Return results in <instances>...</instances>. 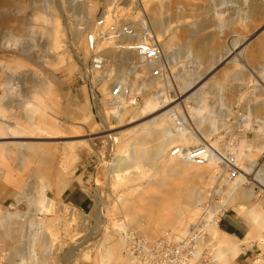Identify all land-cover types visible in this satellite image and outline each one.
<instances>
[{"label": "rangeland", "instance_id": "374dc122", "mask_svg": "<svg viewBox=\"0 0 264 264\" xmlns=\"http://www.w3.org/2000/svg\"><path fill=\"white\" fill-rule=\"evenodd\" d=\"M108 5L103 0H10L7 3L0 0V113L10 117L9 121L18 128L25 126L24 134H14L7 140L48 148L46 157L50 161L45 159L46 162L40 165L41 169L37 168L39 165L35 157H32L33 162L27 168L23 166L20 169L21 164L16 157L1 161L0 166L7 176L0 179V228L19 227V234L23 237L17 242V246L24 252H27L28 247L32 252L37 238L43 236L47 240L44 264H111L113 258L108 249L113 240L123 237V233L131 228L138 230L131 220L134 208H125L123 200L134 199L135 207L140 208V200L151 192L148 182L159 179L163 182L165 179L169 187H172L173 182L177 184L180 181L167 172V166L173 160L170 147L178 142L169 145L156 161H151V165L148 162L142 167H130L123 172L112 171L111 162L117 157L126 156L133 147L132 140L141 137L143 128L140 129L137 124L171 108L173 110L168 117L172 118V112L181 110L186 114L191 128H197L191 109L200 107L202 116H215L219 120L218 130L205 140L216 147L224 137L228 140V132L233 131L235 135L239 130L237 127L243 126V132L238 133L236 141L239 153L245 143L253 140L255 131L264 122V52H255L252 43H249L246 48L235 51L228 63L224 61L213 69H208L210 56L212 59L223 54L225 49L243 43L255 30L257 35L264 34V20L245 19L248 7L242 4V0L123 2L119 14L125 20H138L140 23L144 19L148 24L149 17L158 16L160 36H152L161 45L166 41L164 53L172 62L169 79L149 80L145 90L138 88L146 78L142 77L145 73L143 66H133L132 75L127 73L126 68L130 64L128 61H136L133 55H128L127 63L111 62L116 73L111 79H126L124 82L129 88L127 91H130L129 98L128 93L122 104L117 101L113 106L106 100L111 79L105 84L97 83L98 90L93 91L78 79L81 63L87 58L85 38L80 40L85 49L79 50L71 46L73 30L81 29L84 35L88 33L102 9ZM219 12L222 15L221 23L229 25L222 32L218 29L220 22L216 14ZM37 15L45 21L36 18ZM205 18L210 19V22L198 35L204 40L200 46V43L196 46L189 42L188 37L176 32L181 23L197 24ZM224 19L229 22L223 21ZM46 28L52 32L51 38L55 43L53 50L46 49L47 37L43 33ZM149 34H153L152 31ZM205 36H208L209 41ZM14 37L17 39V47L23 48L25 53L18 52L12 45L11 39ZM253 39L254 37L251 41ZM107 49L116 52L115 55H121V52L111 46L105 51ZM171 51H176L177 54L171 56ZM44 80L52 86L48 93L51 97L41 94L39 101L46 104L47 114L54 112L51 116L57 130L38 121L24 124L21 119L27 106L23 102L32 100L33 91L38 90L34 86ZM186 84H190L189 88ZM157 90L164 91L162 98L157 104L149 106L147 99ZM52 96L56 101L53 102ZM133 97L137 98L131 103L128 99ZM252 106L256 108L253 110ZM228 109L229 112L226 111ZM248 110H251L249 116L246 113ZM242 117L246 119L244 123ZM146 138V146L150 148H154L159 141L151 134ZM69 146L73 148V157L65 161V150ZM252 157L258 162L257 168L247 174L248 182L238 187L224 202L222 193L213 192L217 189L215 185L221 174L216 175L213 181H207L209 177L204 178L209 185L206 189H209L206 193L199 192L198 196L203 198L199 203L193 204L194 213L193 210L185 211L186 222H183L182 227L198 220L205 207V214L215 208L218 219L223 214L238 216L240 219L234 220L240 221L238 224L242 228L241 232H251L254 213L264 214V188L252 180L261 164L259 170H264V151L260 150ZM237 163L241 169L248 162L237 157ZM84 164H88L86 169L92 174L84 184L93 201L92 209L86 212L60 198L62 191L72 182L61 192L57 191L71 176L75 178L82 175ZM160 165L162 166L159 168ZM210 166L214 167L215 164ZM238 175L239 170L235 177ZM222 178L227 181L234 179L228 178L225 173ZM198 186L199 189L202 188V184ZM42 193L48 197L47 206L45 201L40 202ZM219 203L222 204L220 208L217 207ZM136 210L140 216L138 222L145 224L144 211ZM185 227L171 230L163 226L164 229H159L155 237L166 231L181 236L185 233ZM251 235L259 239L252 244L261 246L262 254L257 262L264 264V229ZM223 239L224 237L219 240L208 230L205 264H231L232 261L224 262L219 256L220 242ZM10 252L11 250L1 251L0 264H19L18 257L13 261L7 259ZM120 253L123 257L126 256L124 247ZM33 255L36 256V253L33 252Z\"/></svg>", "mask_w": 264, "mask_h": 264}, {"label": "bare ground", "instance_id": "6f19581e", "mask_svg": "<svg viewBox=\"0 0 264 264\" xmlns=\"http://www.w3.org/2000/svg\"><path fill=\"white\" fill-rule=\"evenodd\" d=\"M4 3H7L10 0H1ZM173 2L177 3L179 0H173ZM242 4L245 5L247 8V14L246 18L247 20H252L253 18H258L264 20V0H242ZM36 13V12H35ZM244 14V13H242ZM182 15V14H181ZM217 19L219 20L220 24L218 25V29L222 32L224 31V28L229 26L228 24H222V15L221 13H217ZM36 18L42 19L41 21H45V19L41 16H36ZM123 18V17H122ZM144 19L141 20V22ZM159 18L157 15H153L152 17H149L148 19V25L149 30L147 32L148 35L152 31V35L160 36L159 32H161L159 26H158ZM226 22H229V20H223ZM140 22V23H141ZM210 22V19H202L197 24L195 23H181L176 28V32L185 38L188 37L189 42H193L196 46H200L204 40L202 38H199L198 35L203 31L208 23ZM48 23V22H47ZM262 23V22H261ZM251 25V24H250ZM139 28L142 26L139 24ZM253 26V25H252ZM264 26V25H262ZM163 29V28H162ZM259 29V28H258ZM257 29V30H258ZM160 30V31H159ZM255 33L251 34L246 41L240 44H235L232 48H227L224 50L223 54H219L215 56L214 58L209 57V66L208 69L211 70L214 67H216L218 64H221L222 62L226 61V63L229 62L230 58L235 54V51L240 50L241 48H246L249 43H252V47L254 48L255 52L261 53L264 52V34L257 35V31H254ZM47 40L45 42L46 49L47 50H53L55 47V43L52 40V32L50 29L46 28L43 32ZM55 34V33H54ZM88 33L84 35V31H81V29H75L73 30V36L71 39V46L75 49L83 50V45L81 44V41L83 37ZM58 36V32L56 34ZM209 35V34H208ZM60 37V36H59ZM203 37V36H201ZM206 37V36H205ZM204 37V38H205ZM208 37V36H207ZM206 37V39H207ZM212 37V36H211ZM252 37L254 39L251 41ZM16 37L12 38V45L16 47L17 51L20 53H25L23 51V48L17 47V39ZM187 40V41H188ZM208 40V39H207ZM85 41V40H84ZM129 40H123V42H127ZM209 41V40H208ZM56 42V41H55ZM166 41L163 42L162 47L163 51L165 52L166 49ZM195 46V47H196ZM109 47L103 46L102 52L103 55L111 61L113 64H118L117 62H126L127 63V57L128 55H132L128 52H121V55H115L116 52H113L110 49H105ZM202 48V47H201ZM85 49V48H84ZM87 52V49H85ZM120 52V51H118ZM33 56V55H32ZM258 56V55H256ZM132 61L134 67H139L141 65H138L136 61ZM128 61V63H131ZM112 64V66H113ZM206 71V70H205ZM208 71V70H207ZM206 71V72H207ZM115 68H110L107 71L106 77H101L96 83L102 82L107 83L113 75H115ZM142 76V75H141ZM137 78V76H136ZM199 78V76H198ZM152 80L149 78H145V80L141 82V85L138 86L140 90H145L148 86V81ZM123 81H126V79H123ZM48 81L40 82L34 87H37L38 90H34L32 94V100H26L23 103H26L25 108V114L21 116L22 122H41L44 125L51 126L53 130H57L56 126H54V120H52V116L54 114H47L45 107L46 104L41 103L40 98L41 94H48L50 89H52V86L48 83ZM190 84H186V87L189 88ZM187 88V89H188ZM184 90V89H183ZM56 91V89H55ZM185 91V90H184ZM52 93V92H51ZM56 93V92H54ZM164 91H154L150 94V96L147 99V104L149 106L157 104L160 99L162 98ZM30 94V93H29ZM26 95V94H25ZM28 95V94H27ZM49 95V94H48ZM43 96V95H42ZM50 96V95H49ZM127 95L122 96L118 99L119 103H123L125 97ZM193 96V94H191ZM47 97V96H46ZM45 97V98H46ZM51 97V96H50ZM53 102L54 96H52ZM48 98V97H47ZM67 101L70 103L71 100L68 98ZM51 102V100H50ZM56 103V102H55ZM167 103V102H166ZM48 104V103H47ZM52 104V102H51ZM50 104V105H51ZM165 104V103H164ZM57 105V104H56ZM223 105V104H222ZM55 106V104H54ZM195 106V105H194ZM164 108V107H163ZM251 108V107H249ZM253 108V106H252ZM251 108V109H252ZM256 107L253 108V110ZM173 109L165 110L154 117L137 124V126L143 128L142 135L140 138L133 139L132 145L133 147L129 150L128 154L124 157H117L111 162L112 164L110 167L112 168V171H115L116 173L123 172L125 169H128L130 167H142L143 165H146V163L150 162L149 165H151V161H156L157 157L166 150V148L173 144L177 143L180 145H198L201 143L206 142V138L211 135L214 131L218 130V122L219 120L211 116L204 117L201 114V108L195 107L192 108L191 111L194 113L192 116V119L196 125L197 128L190 127V129H186L181 131L180 133L173 134L171 131V124H172V118L168 117V114ZM252 110V111H253ZM229 112V109L226 110ZM49 112V111H48ZM247 116L250 115L251 110H248ZM10 120V117L7 115H3L0 113V163L3 159H12L13 157H16L20 161V167L27 166L33 162L32 157H35L37 159V168H40V165L47 159L48 162L49 158L46 157V153L49 152L47 150L48 148L44 149L42 146H31L26 145L23 142H17V140H7L8 138H11L14 134H20L25 133V126L23 125L22 129L18 128L16 124H13ZM244 120H246L244 118ZM248 121H250L248 119ZM23 124V123H22ZM153 135L158 140L157 145L154 148H150L147 145V135ZM134 135V133H133ZM130 137V136H128ZM3 139V140H2ZM18 139V138H17ZM89 139V138H88ZM152 140V139H151ZM79 142V140H78ZM185 145V146H188ZM214 147L216 145L212 144ZM72 147L69 146L65 150V161L69 158L73 157L72 153ZM126 150V149H125ZM264 151V122L260 125V128L255 131V135L253 140L247 142L244 144L243 150H241L239 153L237 152V157L243 158L246 163L241 169H239V175L235 177L232 181L226 180L225 178H222L224 176L223 172H220V168H218V165L216 163L217 158L215 155L212 159H210L206 164L204 165H197L192 162L178 159L175 157H172L173 160H171L170 164L167 166V172H169L171 175H173V178H179V182L172 183V187H169V184L165 179L150 181L147 183V186L150 187L151 192H149V195L145 197L144 199H141V205L140 208L135 207L134 199H124L123 205L125 208H134V214L132 215V222L135 223L138 227V230L141 232V234L153 238L156 236V233L159 229H164V227H168L171 230H180L184 222V216L185 211L191 212L194 207L193 204L195 202L199 203L202 196H198L200 193H206L209 188L206 189L208 185L207 181H213L219 173V177L217 178V183L213 192L217 191L223 194V202L226 201V199L231 196V194L242 184H245L248 182L247 174H250L252 172L253 168H257L258 162L254 159L253 154L257 153L259 151ZM216 154V153H215ZM49 157V155H48ZM237 162V161H236ZM155 163V162H154ZM153 163V164H154ZM19 164V163H18ZM211 164H215L214 167H211ZM51 165V164H50ZM162 165L159 166V168ZM262 167V164L261 166ZM259 167V168H260ZM158 168V169H159ZM255 168V169H256ZM256 171L254 174V177L252 180L256 181L262 188H264V173L259 170ZM6 169V168H5ZM25 169V168H24ZM219 171H218V170ZM23 170V169H21ZM40 171V170H39ZM254 171V170H253ZM208 175V176H207ZM7 176V173L1 168L0 166V179H5ZM133 176L137 177V174H134ZM206 176V177H205ZM209 177V179H207ZM206 178L207 181L204 179ZM222 178V179H221ZM223 185L221 186L220 184ZM199 184H202V188L199 189ZM33 189V188H32ZM40 190V189H39ZM198 191V193H197ZM44 192V191H43ZM216 192V193H217ZM45 194V193H44ZM42 193V198L40 202L43 200L45 201V206L48 205V197ZM212 195V193H211ZM217 204V203H216ZM222 204H218L217 207H221ZM49 207V206H48ZM190 207V208H189ZM216 207V206H215ZM136 209L143 210L145 213L146 222L145 224H140L138 215V212ZM100 210V209H99ZM209 210V209H208ZM98 213V212H97ZM194 213V210H193ZM102 218V217H101ZM205 222L208 224V230L211 231L214 235H220L219 240L223 237L224 239L220 242L221 243V249L219 251V254L222 259H228L231 257V255L237 253L238 251H241L242 246H250L253 242L259 241L258 237L255 235H247L243 239L235 238L231 235H227L221 231V229L218 227V215L215 208H212L208 211L205 215ZM253 221V232H258L264 229V214L262 213H254L252 216ZM186 222V220H185ZM184 222V224H185ZM98 223V222H97ZM101 223V222H100ZM31 227V226H30ZM132 230L138 231L135 228H131ZM19 227L10 226L6 228V226L0 228V254L1 251H10L8 254V258L10 261H13L15 257H18L19 264H35L37 262H40L39 264H44L46 261V248L45 243L46 239L42 237L37 238V240L34 242L35 247L32 248V252H30V249L28 247L27 252H24L25 250L19 248L20 246H17V242L20 241V239L23 237V235L19 234ZM138 231V232H139ZM139 232V233H140ZM166 231L165 233H167ZM252 232V233H253ZM163 233V234H165ZM171 234V232H168ZM173 233V232H172ZM29 240V239H28ZM46 240V241H45ZM26 241V240H25ZM27 242V241H26ZM25 242V243H26ZM32 242V241H31ZM25 245V244H24ZM38 245V246H37ZM29 246V245H28ZM37 246V247H36ZM124 247L125 252V242L124 237H119L117 239L113 240L112 245L109 247L108 252L112 254L113 261L111 264H127L130 261L131 264V257L128 256L126 253V256L124 257L121 255L120 251ZM42 248V249H41ZM33 252L36 253V256L33 255ZM7 254V253H6ZM67 254V252H66ZM33 255V256H32ZM49 255V254H48ZM64 255V253H63ZM64 258V257H62ZM68 258V256H67Z\"/></svg>", "mask_w": 264, "mask_h": 264}, {"label": "built area", "instance_id": "2783aa9c", "mask_svg": "<svg viewBox=\"0 0 264 264\" xmlns=\"http://www.w3.org/2000/svg\"><path fill=\"white\" fill-rule=\"evenodd\" d=\"M108 6L85 36L87 58L81 63L78 79L84 86H89L91 91L98 90L97 81L101 77L109 76L107 71L113 68L110 59L103 55V46H111L118 51L128 52L134 56L138 65L145 68L143 78L154 80H167L171 70V62L165 55L161 42L154 36L148 35L149 25L146 21L125 20L120 17L123 2L126 0H103ZM118 7V9H117ZM142 26L139 28V24ZM123 40H129L123 42ZM133 63L127 65V73L132 75ZM141 77V78H142ZM140 79V78H139ZM122 79H111L106 100L110 106L124 95L130 97V91ZM132 96V95H131ZM137 97L128 99L134 103ZM135 99V100H134ZM171 131L173 134L190 129L191 125L183 111L172 112ZM242 122L245 120L242 117ZM237 134L228 132L229 138L214 147L210 142L198 145L173 144L170 147L172 157L183 159L197 165H204L210 159L217 158L218 168L228 178H234L239 170L236 162L239 134L243 126L237 127ZM216 153V154H215ZM199 219L185 227V233L175 236L165 233L156 238H149L138 231L129 229L123 233L125 253L131 257V264H205L208 246V224L205 222V207ZM220 218L218 219L219 225Z\"/></svg>", "mask_w": 264, "mask_h": 264}, {"label": "crops", "instance_id": "0c3cea01", "mask_svg": "<svg viewBox=\"0 0 264 264\" xmlns=\"http://www.w3.org/2000/svg\"><path fill=\"white\" fill-rule=\"evenodd\" d=\"M169 54L171 56H175L177 54L176 51H171L169 52ZM178 56V55H177ZM88 164H84V171L82 173V175H78L75 178H73L71 176V178L68 179V182L64 183V185L59 186V188H57L58 192H61L67 185H69L71 182V184L66 187L61 195L60 198L67 202L68 204L80 209L83 212L86 211H90L93 207V201L91 196L89 195V193L87 192V190L84 188V184L87 183V181L91 178L92 174L89 170L86 169ZM55 175H58V173H56ZM237 219L239 220L240 218L238 216H234V215H225L223 214L220 218V225L223 226L224 228L228 229L230 232H227L223 229H221V231L227 235H231L233 237H235L236 239H243L245 236L252 234L253 232V228L250 232L249 231H242V228L240 226V221L236 222ZM253 222V221H252ZM242 223V222H241ZM219 227V225H218ZM251 229V227H250ZM260 232V231H259ZM210 233L212 235H214L211 231ZM256 235V234H255ZM217 238H220V235H216ZM242 236V237H239ZM150 237V236H149ZM224 237V235H223ZM156 238V237H153ZM262 254V248L261 246H259L258 244H251L250 246L246 247V246H242L241 251H238L237 253L231 255L230 258L228 259H222V261L224 262H231V264H261L258 260V257ZM220 256V254H219ZM221 257V256H220Z\"/></svg>", "mask_w": 264, "mask_h": 264}, {"label": "trees", "instance_id": "16d2710c", "mask_svg": "<svg viewBox=\"0 0 264 264\" xmlns=\"http://www.w3.org/2000/svg\"><path fill=\"white\" fill-rule=\"evenodd\" d=\"M219 226L221 227V229L227 231V232H230L228 229L224 228L223 226L220 225V222H219ZM239 237H242V236H239Z\"/></svg>", "mask_w": 264, "mask_h": 264}]
</instances>
